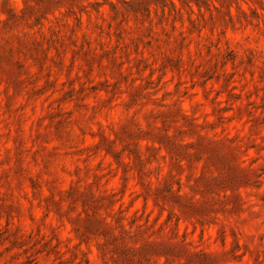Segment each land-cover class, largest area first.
Segmentation results:
<instances>
[{
	"label": "rangeland",
	"instance_id": "1",
	"mask_svg": "<svg viewBox=\"0 0 264 264\" xmlns=\"http://www.w3.org/2000/svg\"><path fill=\"white\" fill-rule=\"evenodd\" d=\"M0 264H264V0H0Z\"/></svg>",
	"mask_w": 264,
	"mask_h": 264
}]
</instances>
